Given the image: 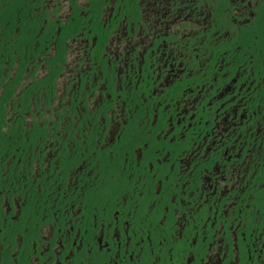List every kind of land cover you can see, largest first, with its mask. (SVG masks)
<instances>
[{
	"label": "flooded vegetation",
	"instance_id": "af4514ba",
	"mask_svg": "<svg viewBox=\"0 0 264 264\" xmlns=\"http://www.w3.org/2000/svg\"><path fill=\"white\" fill-rule=\"evenodd\" d=\"M25 16L0 18V264H264V0Z\"/></svg>",
	"mask_w": 264,
	"mask_h": 264
},
{
	"label": "trees",
	"instance_id": "16d2710c",
	"mask_svg": "<svg viewBox=\"0 0 264 264\" xmlns=\"http://www.w3.org/2000/svg\"><path fill=\"white\" fill-rule=\"evenodd\" d=\"M28 0H0V18L13 19L15 23L20 26H23V20L25 16V10L27 8ZM0 27H7L6 23H0ZM1 32L8 33V30L1 29ZM22 34H17V49L22 50L23 45L26 43L25 36Z\"/></svg>",
	"mask_w": 264,
	"mask_h": 264
}]
</instances>
